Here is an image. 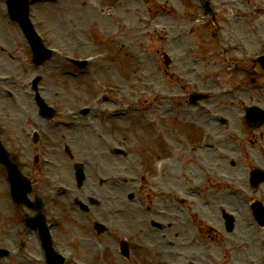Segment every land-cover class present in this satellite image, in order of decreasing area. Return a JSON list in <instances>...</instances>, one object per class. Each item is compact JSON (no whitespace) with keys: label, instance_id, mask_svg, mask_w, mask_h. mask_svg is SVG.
<instances>
[{"label":"rangeland","instance_id":"374dc122","mask_svg":"<svg viewBox=\"0 0 264 264\" xmlns=\"http://www.w3.org/2000/svg\"><path fill=\"white\" fill-rule=\"evenodd\" d=\"M211 1L216 8V17L219 25L216 31H220L219 37L220 39L222 38L220 41L225 43L229 39L235 42L234 47L239 43L241 47H244L242 50L238 49L228 56L222 55L218 44L210 37V33L215 31L212 25L208 22H198L195 19L197 16L202 15L198 9L200 5L198 0H152L153 5L148 9V12L146 8L138 4V0H63L60 5L52 6L50 7L51 9H46V6L35 5L32 12L35 14L36 25H38L40 33L46 35L49 44L68 46L75 49L73 42L77 38L90 41L92 46L71 52L87 55L104 51L111 55L109 63L103 62L97 67L89 68L86 74L78 78L60 76L58 70L61 66L64 68L67 65L58 59H55L49 65L47 64L45 69L34 71L31 67L27 68L26 72H23V67L29 65L30 62L29 47L19 28L9 19H2L0 16V73L13 75V80L15 81V86L13 85L12 87L6 85V83H0V117H8L6 106L8 108L22 106L26 108L23 105L24 102L27 108H30L27 109L26 116L23 117L21 123L15 126L17 130L12 138V142L17 143L23 140L21 137H24L30 129V123L33 124V121H37L34 111L35 106L30 102L29 88L26 85V81L38 73L42 76L44 75L40 83V90L51 103L63 101L62 103L67 106L68 104L80 105L92 102L93 98L99 93H108L109 87L113 93L117 92L116 95L113 94L115 95V100L112 101H115L114 104L118 105L126 102L124 95L131 97L139 94L141 91H151L150 87L152 85L153 87L158 85L160 90L170 92L180 91L174 79L164 74L163 61L157 51V43L160 41L159 45L163 46L164 39L168 40V46L165 47L172 53L171 55L174 59L173 65L168 70L172 69L176 71L183 78L186 91L194 89V86L196 88H207L209 85H214L210 80H212V75L216 78L214 73L219 69L221 61L226 59L237 60L241 59L244 54L253 55L264 51V0ZM123 2L125 4H122ZM160 2L171 15L167 18L160 15L155 19H150V16L159 14L160 7L162 6L159 4ZM116 14H119V17ZM69 29L74 31H69ZM202 34H206L205 38H202ZM192 41V56L186 58L182 55V51ZM154 52L158 55V60ZM158 62H161L162 73L156 71L155 63ZM220 71L222 72V70ZM139 76L142 77L141 80H139ZM239 77V74L234 75L232 80L239 79ZM221 80L222 78L217 79V81ZM6 88H13L19 95V104L11 105L6 98L4 90ZM60 91L65 92V96L68 97L66 101L55 94ZM255 93L257 94L254 98L258 95H264L261 91ZM110 102L102 105L107 109V113L111 112L109 109L114 107ZM259 104L264 105V99ZM232 105L239 108L234 102H232ZM146 113L150 114L136 118L132 115V119H110L106 123L101 124L92 121L89 127L84 130V140L80 147L79 140L78 145L73 143L75 137H72V134L74 131L64 130L63 132H55L54 143L52 144L54 159L60 163L64 161L67 165L71 164L67 158L68 156L63 151V142L61 141L62 144L59 143V140L63 138L62 136L69 135L72 137L71 142L67 141L70 151H73V154H77L75 157L77 161L83 156L88 158L87 167L89 171H91L93 162L98 161L100 170L104 174L114 172L134 173L136 168H133L130 163L128 165L127 161L123 160L122 157L110 154L108 148L122 146L129 152V156H134V158L138 149L149 153L150 149H153V143L150 140L152 126L148 122H151L154 118V113L151 111H147ZM184 116L189 118L188 114ZM26 117L30 122L28 124L25 119ZM75 129L78 131V129L82 128L79 126V128ZM146 138L149 140L148 142H146ZM257 139L260 144L264 143L263 138L257 137ZM178 141V151L165 152L162 156L166 158L160 163H170L173 169L179 165V161L181 160H187L184 166L192 160L196 168L190 165L182 178V169L180 174H176L171 170L172 175L175 176L173 179L171 175L160 176L168 185L174 186H180L186 182L193 181L199 174L197 162L194 160L199 155L191 153L187 141L185 142L182 138L178 139ZM258 152V150L254 151L255 156L258 155ZM129 167L135 170L130 171L128 170ZM239 167H241V164ZM154 173L156 172L154 171ZM71 175V171L68 170L65 174L66 178L63 179L68 180L67 178H71ZM161 179L156 178L155 180L160 185H164ZM237 179L244 181L240 177V174ZM132 185L133 183L120 184L108 189L109 194H114L121 199L114 201V203L123 204L129 209V214L121 215L119 218L130 228H132L130 221L136 220L138 222L137 229H150L158 237H163L164 235L165 237L174 238V233L182 237V233L187 230V227L193 228L185 212L189 211V213H192L194 210L198 212L197 208H199L200 215L203 216L202 219L205 218L212 221L221 226L225 231L223 215L219 211L224 210L223 214H228V212H225V209L227 207L231 208L233 204H236V201L232 202L229 199L230 197L224 194V190L221 191L220 188H215L218 185L216 183V185L212 184V187L206 188L202 199L193 197L188 205L183 206L181 211L183 210L185 214L180 211L182 215L175 212L176 214L173 218L165 221L163 219L165 215H152L154 213L141 212L135 206H128V204H134V202H129L126 199V194L131 192ZM253 195L256 198L264 199V186L255 191ZM104 203L102 207L98 208L101 212L104 210ZM239 204L243 205L242 202H239ZM22 213L23 211H15L13 209L6 192L5 179L3 174L0 173V244L2 240L5 243L8 242L12 228L15 227L16 223H19L15 219H19ZM72 214L75 215V212L72 211ZM233 214L236 215L234 212ZM242 218L241 216L239 218L236 216L235 224L240 220L241 227H243L244 222ZM151 219H157L166 223L164 231L155 232L150 225ZM246 219L249 220L247 215ZM193 222L196 228H201L208 242L212 243L213 241L220 240L213 233L204 231L206 225L201 219L195 218ZM168 224L169 226H167ZM236 232V226L234 229L233 225L232 230L226 233L234 234ZM259 233L258 227L254 226L251 228V236L254 242L244 254L241 253L242 250L240 252L238 250L237 252H233L234 257L236 256L235 260L239 257L243 263L247 259L245 253L247 254L249 250L256 256L262 252L263 245L260 246V243H258L259 239L260 241L262 239ZM93 236L88 233L89 240L93 242L89 250L97 253L102 251L103 241L110 243L113 249L114 247L116 248V236L114 234L108 233L105 236L95 238L93 233ZM242 238L245 237L242 236ZM34 247L36 248V245ZM103 253L111 264H127L125 261L121 260V262L112 250L106 249ZM249 254L250 252L248 256H250ZM133 259L134 257L132 256L130 264L133 263ZM15 261L13 258H7L0 260V264H14ZM22 264L32 263L24 262Z\"/></svg>","mask_w":264,"mask_h":264},{"label":"bare ground","instance_id":"6f19581e","mask_svg":"<svg viewBox=\"0 0 264 264\" xmlns=\"http://www.w3.org/2000/svg\"><path fill=\"white\" fill-rule=\"evenodd\" d=\"M232 202H234V199H231ZM237 206L233 204L231 208H228L231 210V212L237 214V218L241 216L242 221L244 222V228L241 227V221L239 220L236 224V233L234 235H229L232 236L233 239L237 242V244L234 245V247L237 250H243L246 249L251 245V241H253V237L251 236V224L249 221L246 219L247 211L244 209V207L240 206L239 203H236ZM244 236L245 238H242ZM145 238L148 239L149 241H153L156 238L153 235H148L145 234ZM199 243L196 241H191V240H184L179 243V241L176 243L177 246H174L173 249L177 248L178 255H177V264H209L208 259L205 257L201 256H196L195 258L191 259L199 250ZM227 241L223 242V246L226 247ZM216 245H212V247L207 248V256L210 255H215L217 250L215 249ZM228 248H224V254L223 257H225V252L227 251ZM169 253L167 251H163V255H168ZM256 260L253 259L252 263L253 264Z\"/></svg>","mask_w":264,"mask_h":264},{"label":"flooded vegetation","instance_id":"af4514ba","mask_svg":"<svg viewBox=\"0 0 264 264\" xmlns=\"http://www.w3.org/2000/svg\"><path fill=\"white\" fill-rule=\"evenodd\" d=\"M222 135L221 130L215 129L213 137H222ZM239 151V145L235 140L215 139L213 150H204L202 153L203 167L207 169L208 174L215 177L232 174L235 166L234 158Z\"/></svg>","mask_w":264,"mask_h":264}]
</instances>
